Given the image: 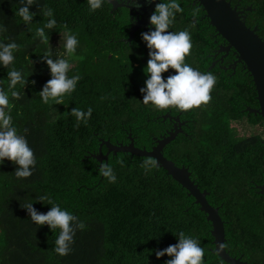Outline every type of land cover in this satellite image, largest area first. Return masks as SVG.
Wrapping results in <instances>:
<instances>
[{
	"label": "trees",
	"instance_id": "obj_1",
	"mask_svg": "<svg viewBox=\"0 0 264 264\" xmlns=\"http://www.w3.org/2000/svg\"><path fill=\"white\" fill-rule=\"evenodd\" d=\"M244 1L252 9L246 13L248 27L256 22L264 32V0ZM180 3L183 11L169 31H190L192 49L185 62L205 72L209 62L196 68L193 60L211 53L213 27L193 0ZM18 7L19 0H0V24L6 28L0 38L21 46L14 66L31 73L22 98L12 101V115L37 162L25 179L15 177L18 166L13 162L5 160L0 166V264H166L171 258L157 259L155 251L177 244L180 231L199 240L205 249L203 264H227L213 252L211 224L186 190L162 168L145 172L142 164L150 158L110 154L107 163L114 168L115 183L99 175V163L92 158L99 139L127 144L131 135L135 147L150 150L155 134L156 108L142 104L141 92L146 87L149 49L142 37L137 45L124 42L130 33L127 12L112 10L109 2L91 12L86 0H36L30 8L33 21L25 25L15 16ZM46 8L53 10L57 21L56 28L45 30L49 46L35 36L36 28L47 22ZM65 31L77 37V55L84 57L73 63L68 75L81 79L62 104H44L38 94L51 76L43 52L51 50L52 58H62L63 42L55 40ZM8 70L0 66L5 88ZM172 74L169 69L162 75L167 79ZM214 90L220 93L219 106L210 108L206 121L197 122L205 131L170 143L164 156L177 167L188 168L191 180L208 193L209 204L219 208L227 253L264 264V192L257 188L264 186V131L262 136L243 138L229 127L240 121L262 125L259 114L248 111L259 110L257 94L240 69L232 77L218 74ZM89 107L87 124H78L70 115L74 108ZM44 195L86 225L77 231L67 256L55 254L56 234L47 225L34 224L23 207L33 203L46 214L51 205L39 202Z\"/></svg>",
	"mask_w": 264,
	"mask_h": 264
},
{
	"label": "clouds",
	"instance_id": "obj_2",
	"mask_svg": "<svg viewBox=\"0 0 264 264\" xmlns=\"http://www.w3.org/2000/svg\"><path fill=\"white\" fill-rule=\"evenodd\" d=\"M35 2L36 0H19L20 7L15 11V16L20 17L25 25L33 21L35 13L31 12L30 8ZM108 2L110 0H86L91 12L101 9ZM147 2L151 3V0ZM115 3L120 5L122 0H115ZM134 6L139 8L141 5L134 4ZM182 11L180 0H161L150 17V24L154 26V30L142 34V39L149 49V59L144 70L147 76L146 87L141 89L144 93L142 104L151 105L158 110L175 108L188 111L206 105L212 98L211 92L216 84V77L211 72H201L185 62L186 56L192 49L190 31L188 29L169 31L177 14ZM43 15L47 18V22L36 28L35 36L45 46H49V37L45 30L56 28L57 21L51 8H46ZM126 16L129 22V12ZM5 31V26L0 24V33ZM62 38V58H52L51 50L43 52L44 62L51 76L38 94L44 104L50 101L56 105L62 104L63 97L75 92L81 79L79 75H68L73 63L84 58L77 55L79 41L70 31H65ZM6 39L8 38H0V66L9 69L7 88L2 86L5 80H0V166H3L5 160L13 162L18 166L14 172L15 177L25 179L32 176L37 161L26 136L20 134L14 124L12 112L15 104L12 101H19L22 98V89L28 83V76L31 73L14 66L17 60L16 53L21 46L15 41L5 43ZM169 69L174 70L175 74L165 79L162 74L169 72ZM91 114L90 107L87 111L74 108L70 113L78 124L80 122L87 124ZM156 163L154 159H147L142 167L147 173L156 166ZM99 175L109 183H115L117 179L113 166L108 163L99 165ZM39 202L51 205L46 214L38 212L33 207V203H27L23 207L34 224L47 225L56 234L53 248L55 254L61 257L67 256L77 231L86 228L85 223L47 195L41 196ZM220 247L222 248L223 245ZM204 255L205 249L199 240L183 231L178 233L177 244L155 251L157 259L164 256L171 258L166 264H203Z\"/></svg>",
	"mask_w": 264,
	"mask_h": 264
},
{
	"label": "water",
	"instance_id": "obj_3",
	"mask_svg": "<svg viewBox=\"0 0 264 264\" xmlns=\"http://www.w3.org/2000/svg\"><path fill=\"white\" fill-rule=\"evenodd\" d=\"M206 13L209 24L215 31L224 38L231 47L239 54V60L245 64V68L249 72L257 94L259 110L251 111L259 114L262 118L264 126V41L256 34L257 28L251 29L246 26L241 19L240 13L235 7H232L227 0H196ZM112 10H116L121 5H117L115 0H110ZM157 0H154L150 7L145 8V14L142 20L147 23L149 17L154 13ZM251 10V8L247 9ZM143 28V27H141ZM135 28L130 29V39L133 38ZM175 133L169 134L168 137L159 140L150 150L135 147L131 135L128 144L119 143L112 144L109 140L99 139V148L96 154H92L99 165L107 163L110 154L128 153L131 156L145 157L154 159L156 167L164 169L176 183H178L189 197L194 199V203L199 206V210L203 212L207 221L211 224V235L213 237L214 253L227 264H250L242 261L241 258L230 256L225 249V230L224 223L219 215V208H214L207 201L208 193L201 191L198 185L191 180V173L186 167H177L174 162L168 160L163 155V148L175 138ZM103 147L106 153H103ZM260 193L264 192V186L257 187ZM223 245L221 248L220 246Z\"/></svg>",
	"mask_w": 264,
	"mask_h": 264
},
{
	"label": "flooded vegetation",
	"instance_id": "obj_4",
	"mask_svg": "<svg viewBox=\"0 0 264 264\" xmlns=\"http://www.w3.org/2000/svg\"><path fill=\"white\" fill-rule=\"evenodd\" d=\"M153 1L154 0H151V3H149L147 2V0H122V3L120 4L121 6L118 7L117 9H124L125 12L127 13L129 12V24H130L129 29L135 28L134 33H133V38L130 39V33H129V37L124 38L125 43L127 44L135 43V45H137L138 43H140L139 42L140 40L138 41V37L140 38L142 37V34L147 33L150 30H154V26H151L150 24L151 16L149 17V22L147 21V23L144 22V20H142V16L145 14L144 9L150 7ZM227 1L230 2L231 6L235 7L238 12H241L240 17L245 22L246 26L248 27V24H247L248 15L246 13L252 11V9L247 10L248 8L250 9L251 6L243 5L245 3L244 0H227ZM160 2L161 0H157V4H159ZM134 4H139L141 6L137 8L134 6ZM193 4L197 5V8L202 7L196 0H193ZM155 8H154V11H155ZM204 17L203 19H208L206 17V13L204 14ZM251 25H252L250 26L251 29H254L257 27L256 34L259 36V38H261V40L264 41V32L261 31V29L258 27L259 26L258 23L253 22ZM211 38H212V45H213V48L211 49V53L209 55H206L205 57H201L200 59L193 60V65H196L195 66L196 68H201L203 66L201 64L202 62L203 63L209 62V65L205 67V72H211L216 77V82L218 81V74L221 73V74H225V76L228 75V77H232L233 75L236 74V72L239 69L241 71H245V73L248 74V76L250 77L252 81V78L249 72L245 68V64L241 60H239V54L235 51L233 47L230 46V44L224 38L218 35V33L215 31L214 28H213V33L211 34ZM142 60L144 61L143 57H142ZM133 65L138 66L139 63L133 64ZM219 94H220L219 90L218 91L214 90L211 94L212 101H210L206 105H201L199 108L190 109L188 111H180L175 108H170L167 110L156 109V116L152 118L153 129H154L155 134L152 137L153 141H152L151 148L155 146L159 140H162L163 138L168 137L169 134H173V133L176 134L174 140L170 142L172 143L174 141H177V142L181 141L182 137L191 138L193 136V132L197 133V132L205 131L204 129H202L203 125H198L197 122H201L202 120L206 121V115L207 116L211 115L210 108L214 105L219 106V101H220V99L218 98ZM248 111L249 113H253L251 111H257V110L253 108H248ZM231 124L242 125L243 127H245V124H246L250 127L251 130L255 127H259L261 129V134L259 135L261 136H262V132L264 131L263 122H262V125L261 124L251 125L245 121L231 122L229 124L230 125L229 127L235 130V128L231 127ZM253 135H258V134L250 133L247 136H240V135L239 136L243 138H249ZM133 142L135 145L136 140L133 139ZM168 145H166L163 148V151H162L163 155ZM213 248H214V245H213Z\"/></svg>",
	"mask_w": 264,
	"mask_h": 264
},
{
	"label": "rangeland",
	"instance_id": "obj_5",
	"mask_svg": "<svg viewBox=\"0 0 264 264\" xmlns=\"http://www.w3.org/2000/svg\"><path fill=\"white\" fill-rule=\"evenodd\" d=\"M63 36L59 37L58 39H56L55 41L57 43H59V45L63 42ZM61 41V42H60ZM231 127L235 128L236 132H237V136H247L250 133L251 134H261V129L259 127H255L252 130L250 129V127L248 125L245 124V127H243L242 125H235V124H231ZM240 136H239V135Z\"/></svg>",
	"mask_w": 264,
	"mask_h": 264
}]
</instances>
